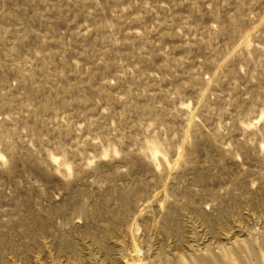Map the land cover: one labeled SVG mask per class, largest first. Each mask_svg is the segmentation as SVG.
Returning <instances> with one entry per match:
<instances>
[{
  "label": "rangeland",
  "instance_id": "obj_1",
  "mask_svg": "<svg viewBox=\"0 0 264 264\" xmlns=\"http://www.w3.org/2000/svg\"><path fill=\"white\" fill-rule=\"evenodd\" d=\"M0 264H264V0H0Z\"/></svg>",
  "mask_w": 264,
  "mask_h": 264
}]
</instances>
